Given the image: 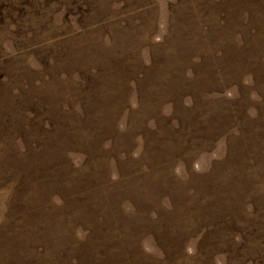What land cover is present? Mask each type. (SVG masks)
<instances>
[{"label":"rangeland","instance_id":"1","mask_svg":"<svg viewBox=\"0 0 264 264\" xmlns=\"http://www.w3.org/2000/svg\"><path fill=\"white\" fill-rule=\"evenodd\" d=\"M0 264H264V0H0Z\"/></svg>","mask_w":264,"mask_h":264},{"label":"trees","instance_id":"2","mask_svg":"<svg viewBox=\"0 0 264 264\" xmlns=\"http://www.w3.org/2000/svg\"><path fill=\"white\" fill-rule=\"evenodd\" d=\"M22 187V184H21V186H20V188ZM105 219V218H104ZM102 217H100V221H105ZM102 223V222H101ZM101 223H98V224H100L101 225ZM120 225V224H119ZM117 231V232H116ZM115 231V233L117 234L116 235V238H114V239H120V240H126V235H124V233H120V231L119 230H116ZM89 233H90V235H89V237H90V239H92V237H96V234H95V231H94V228L93 229H90L89 230Z\"/></svg>","mask_w":264,"mask_h":264}]
</instances>
